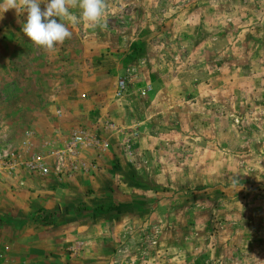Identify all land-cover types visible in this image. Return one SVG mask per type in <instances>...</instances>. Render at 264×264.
<instances>
[{"label": "rangeland", "instance_id": "obj_1", "mask_svg": "<svg viewBox=\"0 0 264 264\" xmlns=\"http://www.w3.org/2000/svg\"><path fill=\"white\" fill-rule=\"evenodd\" d=\"M106 5L0 10V264H264V0Z\"/></svg>", "mask_w": 264, "mask_h": 264}, {"label": "clouds", "instance_id": "obj_2", "mask_svg": "<svg viewBox=\"0 0 264 264\" xmlns=\"http://www.w3.org/2000/svg\"><path fill=\"white\" fill-rule=\"evenodd\" d=\"M41 3L46 5L43 11ZM10 9H15L18 14L27 12L23 33L35 46L52 52L56 45L72 37L68 24L75 26L83 21L92 26H101L107 5L106 0H0L3 13ZM72 10H79V16ZM102 27L106 28V23Z\"/></svg>", "mask_w": 264, "mask_h": 264}, {"label": "built area", "instance_id": "obj_3", "mask_svg": "<svg viewBox=\"0 0 264 264\" xmlns=\"http://www.w3.org/2000/svg\"><path fill=\"white\" fill-rule=\"evenodd\" d=\"M81 140H82V136L77 135L75 139H73L72 142L69 143V148H68L69 154L76 155V150L78 149L79 145H82Z\"/></svg>", "mask_w": 264, "mask_h": 264}, {"label": "crops", "instance_id": "obj_4", "mask_svg": "<svg viewBox=\"0 0 264 264\" xmlns=\"http://www.w3.org/2000/svg\"><path fill=\"white\" fill-rule=\"evenodd\" d=\"M75 178H77V180H78L79 182H81V180H82L83 178L85 179V178H87V177H86L85 174H82V175L79 174V175H75ZM91 178H92V176H91ZM91 178H90V179H91ZM91 184H92V183H91Z\"/></svg>", "mask_w": 264, "mask_h": 264}]
</instances>
